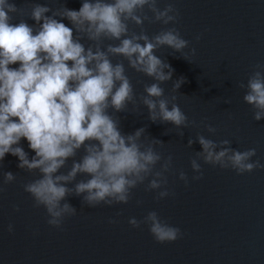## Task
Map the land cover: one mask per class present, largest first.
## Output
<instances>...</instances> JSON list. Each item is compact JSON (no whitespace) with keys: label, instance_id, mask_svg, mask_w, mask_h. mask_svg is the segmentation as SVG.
<instances>
[{"label":"clouds","instance_id":"obj_1","mask_svg":"<svg viewBox=\"0 0 264 264\" xmlns=\"http://www.w3.org/2000/svg\"><path fill=\"white\" fill-rule=\"evenodd\" d=\"M53 3L59 6H18L14 0H0V162L11 153L19 158L20 169L38 173L23 184V189L31 196L33 207H43L47 223L57 229L85 206L129 203L133 190L140 185H145L147 192L156 191L157 201L174 196L166 175L172 170L173 156L165 158L157 150L165 143L146 135L147 126L122 132L118 113L129 111L131 104L132 113L141 115L143 105L150 121L173 125L181 138L185 128L197 126L177 103L178 90L186 78L174 80L171 94L166 95L162 84L173 80L175 70L156 55L167 46L192 63L196 48L185 51L191 42L175 26L179 9L172 0L163 8L159 0H83L79 10L69 9L61 0ZM18 16L34 20L35 25H29L25 18L13 23ZM65 18L73 27L62 22ZM145 21L172 26L149 36ZM133 24L141 30H132ZM201 36L195 39L199 41ZM84 39L91 42L87 47L81 42ZM113 57L123 59L113 63ZM125 60L128 68L154 81L145 83L139 96ZM17 63L19 67H10ZM238 86L246 90L243 100L251 106L253 119H264V62H257L247 82ZM219 99L231 103L230 97ZM204 127L209 133L217 132L212 124ZM171 132L166 129L165 134ZM22 138L35 153L31 158L20 146ZM196 142L202 150L191 158V167L198 173L194 180L203 177L201 160L237 174L264 169V163L252 159L256 148L241 151L231 146L230 139L217 141L202 133L189 138L187 146L191 148ZM81 150L83 154L77 159ZM81 176L86 178L78 180ZM16 178L13 172L5 171L0 193ZM179 179L189 183L183 170ZM69 196L82 198L79 212L68 201ZM142 203L137 200L138 205ZM14 208L20 210L19 205ZM129 223L135 228L146 224L160 244L175 242L184 235L155 210L142 220L131 217ZM8 230L13 231V225L9 224Z\"/></svg>","mask_w":264,"mask_h":264},{"label":"water","instance_id":"obj_2","mask_svg":"<svg viewBox=\"0 0 264 264\" xmlns=\"http://www.w3.org/2000/svg\"><path fill=\"white\" fill-rule=\"evenodd\" d=\"M14 2L18 6L31 3L59 6L53 0ZM82 2L61 0L75 10H79ZM168 2L159 0V6L163 8ZM172 2L180 12L175 26L191 42L185 51L195 47L196 55L190 63L167 46L160 48L156 55L175 70L173 80L162 87L170 95L173 81L181 76L186 78L178 90L177 103L197 126L185 128L181 138L173 125L150 121L143 105L141 115L132 113L131 104L129 111L118 115L122 132L132 133L147 126L146 135L165 143L163 148L157 146V150L165 158L169 154L173 156L172 170L166 175L167 187L175 195L157 201L156 191L147 192L145 185H140L133 190V198L127 204L85 206L81 212L82 198L69 196L68 201L79 213L66 218L62 229H57L47 223L43 207H33L31 196L23 189V184L35 179L38 173L20 169L19 158L8 153L0 162V183L5 171L13 172L17 178L4 185L6 190L0 193V264H264V169L237 174L232 169L214 167L201 160L203 177L194 180L192 177L198 173L191 167V158L202 148L198 142L191 148L187 146L189 138L194 139L198 133L217 141L230 139L231 146L241 151L256 148L257 155L252 159L264 163V119H253L251 106L243 100L246 90L238 86L241 81L247 82L257 62H264V0ZM21 18L35 25L26 16H18L12 22L19 23ZM62 22L73 27L66 18ZM171 26L144 23L149 36ZM130 27L136 32L141 30L134 24ZM200 34L201 39L197 41L195 37ZM81 42L86 47L91 43L86 39ZM122 59L113 57V63ZM124 63L139 96L144 84L154 81L128 68L126 60ZM10 67H19V64ZM220 97H230L231 103L223 102ZM204 124H212L217 132L209 133ZM166 129L172 132L165 134ZM20 146L29 158L35 155L26 138H22ZM82 154L81 150L76 158ZM181 170L188 174L187 185L179 179ZM137 200L143 203L138 205ZM14 205H19L20 210L16 211ZM152 210L181 228L183 237L160 244L153 239L146 224L135 228L129 223L131 217L142 220ZM110 219L117 222L110 223ZM9 224L13 225L11 232Z\"/></svg>","mask_w":264,"mask_h":264}]
</instances>
